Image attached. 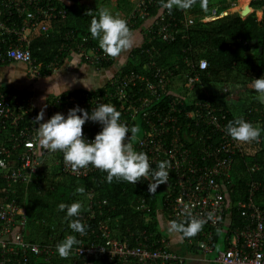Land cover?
<instances>
[{"label": "trees", "instance_id": "16d2710c", "mask_svg": "<svg viewBox=\"0 0 264 264\" xmlns=\"http://www.w3.org/2000/svg\"><path fill=\"white\" fill-rule=\"evenodd\" d=\"M144 1L147 3L145 14L136 15L128 26L139 28L146 20L147 32L143 34L142 41L132 47L130 55L117 72L134 70L145 76L127 92L134 96L132 103L139 105L141 100L146 98L147 106L142 110L145 114L140 111L132 119L129 115L124 117L121 113V122L126 123L130 129L132 127L137 129L135 135L130 134V139L135 141L149 129L150 120L156 121L158 114L170 113L174 118L166 123L170 129L168 136L166 135V143L169 144L170 138L176 134L182 142L193 145L194 148L202 143L210 129L203 123L196 124V120L201 119L198 114H187L199 105L207 103L216 110L220 108L225 114L226 125L237 117H243L254 125L258 122L262 129L259 141L239 142L240 149L233 153L229 180L223 181L225 199L230 205L232 215L230 225L232 228L242 227L248 220L246 214L242 213L245 205L238 209L237 202L241 200L245 204L248 200L251 182L255 183L253 201L264 205V103L258 99V93L247 88V83L251 82L252 78L264 75V0H251L250 6L253 11L244 17L238 11L218 16L221 11L230 7L234 0H208L206 11L201 8L200 0L186 11L174 8L171 12L173 16L170 23L173 33L171 40L153 35L149 29L150 25L156 27L153 20L163 10L160 8V0ZM41 2L63 7L65 15L53 18L47 31L38 27V33L23 41V44L27 43L26 46L36 61L48 63L56 58L61 59L67 53L70 38L81 40L82 36L87 35L90 42L98 43L91 37L90 22L93 16L98 18V10L105 7L106 0L95 7L86 5L84 0ZM133 5L131 0H117L115 8H121L125 14L130 15L134 9ZM256 8L263 10V15L259 19L255 15ZM211 9H215L214 14ZM89 11L91 15L88 14ZM16 15L15 11L10 14L11 18H15V26H23L25 13ZM204 15L217 17L204 20L202 19ZM187 18H191L192 21L187 23ZM12 41L17 42L7 40L2 42L1 46L6 48ZM200 58L206 59L205 68L198 67ZM9 61L3 60L6 63ZM110 64L111 60L97 66ZM156 67L168 71V80L158 85L157 91L152 93L147 88V82L148 80L157 82V78L152 76V71ZM188 76L196 78L188 81ZM174 80L180 81V85H174ZM188 83H191L192 87H189ZM225 84L230 88L223 91ZM239 85H242L244 90H238ZM208 87L211 88L209 92L208 89L206 91ZM113 89L114 85L109 79L96 89L76 88L67 90L62 95L84 91L103 94ZM231 93L239 95L234 100L230 97ZM101 103L120 105L116 98L109 95H106ZM156 125L160 127L158 121ZM214 137L216 139L217 136ZM212 140L214 139H208V142ZM56 158L57 153L48 155L43 168L35 173L28 183H15L13 189L8 187L6 180L0 175V200L6 197L14 198L25 209L24 238L38 243H50L55 247L48 260L43 256L32 255L28 264H71L76 257L73 250L67 259L60 258L56 252V244L67 235H75L79 244L91 240L104 242L107 238L131 244L136 241L135 234L146 228L152 233L151 239L162 238L157 211L163 208L172 221L170 210L163 204V199L165 193L173 188L175 181L173 173L169 176L168 184H161L157 187L156 193H150L149 180L141 179L132 185L114 178L108 183L107 174L99 169L76 177L62 171L60 164L55 162ZM151 165L153 169L156 168L155 163ZM80 187L84 188L82 194L77 192ZM142 199L147 206L144 209L137 208L138 201ZM74 201H80L83 205L80 215H85V219L80 216L78 219L86 226L84 235L69 228V220L65 219L66 210H58L60 203L71 204ZM92 209L94 212L90 216ZM105 225L108 228L107 237L102 236V227ZM94 264L110 263L100 256H95Z\"/></svg>", "mask_w": 264, "mask_h": 264}, {"label": "built area", "instance_id": "2783aa9c", "mask_svg": "<svg viewBox=\"0 0 264 264\" xmlns=\"http://www.w3.org/2000/svg\"><path fill=\"white\" fill-rule=\"evenodd\" d=\"M41 1L3 0V3L7 7L8 15L12 13L14 7L18 13H25L28 26H39L43 31H47L48 19L63 17L65 10L54 3ZM146 4L144 0H138L128 16V21L131 22L136 15H144ZM29 5L32 7L29 8ZM212 13H215V9ZM203 18H206V15ZM172 20L171 13L163 9L153 20L156 27L150 25L149 29L153 35L171 40L173 38L170 27ZM191 21V18H187V23ZM2 31L16 33L17 42L12 41L6 48L0 50V61L7 59L26 63L27 73L31 77L43 71L52 72L56 69L57 58L48 63L36 61L29 48L23 44L25 37L14 27L0 21V33ZM68 48L75 49L86 61L94 65L113 60L102 51L98 43L90 42L87 35L82 36L81 40H76L75 37L70 38ZM206 65V59L200 58L198 67L205 68ZM167 73L168 71L161 67H156L152 71V76L157 78V82L148 80L147 88L150 92L155 93L158 85L167 82ZM144 77L143 74L134 70L117 72L110 78L114 89L107 93L91 94L89 91H84L65 93L59 97L55 95L45 105L46 120L57 112L66 116L68 110L76 106L90 113L97 104L104 101L106 95L116 98L120 105L111 104L124 117L129 115L132 119L145 109L147 99L143 98L139 105H135L132 103L133 94L127 91ZM195 78L196 76H188V81H193ZM142 113L145 114L144 111ZM187 114H198L201 119L196 120V124L203 123L210 128L202 143L195 148L192 147L193 145L182 142L176 134L170 138L169 144L166 143V135L170 130L166 123L174 118L170 113L158 114L156 121H149V129L145 131V134L136 138L135 141L130 140L137 151L147 153L151 164L157 165L163 160L171 162L169 176L173 173L175 181L173 188L171 187L165 193L163 204L170 210L172 221H184L187 218L185 211H190L197 218L205 220L208 236L212 233L211 229L222 224L224 212L230 206L225 199L223 184L229 180L233 153L239 150L240 146L239 142L233 140L225 131V114L220 108L216 110L205 103ZM36 115L31 95L20 90L0 89V175L6 180L9 188L13 189L15 183H28L33 175L43 168L46 157L54 153H57L55 162L60 164L61 170L76 177L97 170L89 165L87 168L73 171L71 166L65 163L63 153L60 151H45L43 155L37 154L34 138L38 124L32 122ZM157 121L160 127L156 125ZM101 128L102 125L99 122L89 120L83 125V134L85 138L91 140ZM214 135L217 136L216 139ZM211 138L214 140L208 142ZM251 186V192L245 204L241 200L237 202L238 209L245 205L242 213L246 214L248 222L242 227H234L233 242L218 250L216 260L219 264H264V205L253 201L255 183L251 182ZM146 206L145 200L138 201L137 208L144 209ZM93 212L92 209L90 216ZM80 217L85 219V215ZM25 223V209L20 203L8 197L0 200V264H28L32 255L43 256L46 260L52 256L55 250L52 244L33 242L24 238ZM107 235L108 228L105 225L102 227V236L107 237ZM151 237L152 233L143 228L137 232V235L135 234L136 241L131 244L110 238L104 242L96 240L83 242L73 247L76 257L71 264H94L95 256L104 258L110 264H183L184 258L170 249L167 241L162 238L151 239ZM186 239L190 243L194 242V236L186 237ZM201 245H204L207 250L211 248L209 242Z\"/></svg>", "mask_w": 264, "mask_h": 264}, {"label": "clouds", "instance_id": "9594fccd", "mask_svg": "<svg viewBox=\"0 0 264 264\" xmlns=\"http://www.w3.org/2000/svg\"><path fill=\"white\" fill-rule=\"evenodd\" d=\"M197 0H160V8L169 13L174 8L189 10ZM208 0H200V6L207 10ZM91 15V11L88 12ZM91 37L98 41L102 51L111 58H121L122 54L130 50L135 39L126 19L119 14L112 13L106 7L98 10V18L93 16L89 28ZM73 65V64H72ZM75 83V78H73ZM58 97L68 90L67 83H58ZM251 87L258 93V99L264 103V75L252 78ZM77 113H80L79 115ZM121 112L110 103H99L89 113L85 109L76 106L68 110L67 115L59 112L53 114L46 121L44 110L41 109L34 120L36 136L34 146L37 154L43 155L45 151L63 153V159L70 165L73 171L87 168L89 165L105 172L106 180L111 183L115 178L132 185L141 179L149 180L148 191L156 193L161 184H168L171 162L159 161L153 169L147 153L137 151L130 140V134L135 135L137 129L121 122ZM99 122L102 128L94 136L87 139L83 134V125L86 121ZM227 134L240 143L258 142L261 135V127L237 117L230 120L225 128ZM77 192L84 193L80 187ZM83 209L80 201L71 204L60 203L59 211H65V219L69 220V228L81 235L86 234V226L78 219ZM184 221H170L167 225L170 233L182 234V237L197 235L205 223V220L197 218L190 211H185ZM75 218V219H73ZM80 242L75 235H67L56 244V252L62 259H67L74 246Z\"/></svg>", "mask_w": 264, "mask_h": 264}, {"label": "crops", "instance_id": "0c3cea01", "mask_svg": "<svg viewBox=\"0 0 264 264\" xmlns=\"http://www.w3.org/2000/svg\"><path fill=\"white\" fill-rule=\"evenodd\" d=\"M84 1L86 5L95 7L97 5H100V3L105 0ZM131 1L134 4L133 6H135L138 2V0ZM116 4L117 0H106L105 7L112 13L119 14L122 18L129 16L128 14H125V12L121 8H115ZM256 9L258 10V8ZM12 10V12H17L14 7L12 8ZM5 14H7V16H4ZM20 15H22V13L17 12L16 16ZM208 17H211L212 19L217 16L206 15V18L203 19L207 20ZM14 20L15 18H11L10 14L8 15L7 7L4 5L3 0H0V21H3L5 25H9L18 30L21 35L25 37L24 40H27L34 34L38 33L37 28L39 26H28L25 18H23L24 23L21 27H16ZM51 22L52 19L51 21L50 19H48V24H51ZM146 25L147 22L146 20H144L139 28L130 27L135 39L134 46L142 41L143 34H146L147 32V30H145ZM16 39V33H7L2 31V33H0V50L4 49L1 46L2 42H6L7 40L9 42ZM24 44L27 45V43ZM131 49L123 53L121 58H113L110 65L97 66L86 61L75 49L68 48L67 53L61 59H58V65L56 69H54L52 72L43 71L35 77H31L27 73L26 64L21 61L10 60L7 63L0 61V89L4 91L20 90L25 94L31 95L32 103L33 105H35L36 112L38 113L41 109H43L44 120L46 121L45 105L53 96L57 95L58 83H67L68 90H73L76 88H83L85 90L96 89L102 86L115 73H117L121 65L127 59L128 55H130ZM15 66H17V68L20 66V68L22 69L17 70ZM74 69H76L75 74H70L68 72ZM73 78H75V83H73ZM248 87L253 90V88L251 87V82L247 83V88ZM243 88L244 87L242 85H239V87H237L238 90H244ZM231 98L234 99V97ZM229 209L230 207L225 210L223 222L219 227L214 229L209 228L212 231L211 235H206V231L208 232V227H206V225L204 224L202 230L194 236V242L190 243L187 241L186 237H182V234L170 233L168 231L167 225L171 220L165 214V210L163 208H159V210L157 211V219L159 222V229L162 233L161 237L168 242L170 249L176 251L184 258L183 264H219L216 260V254L218 250L229 246L234 240L232 232L234 228H232V226L230 225L232 215ZM220 240L223 246L217 248L216 245ZM205 242H209L211 246L210 249L207 250L204 248V245H201L205 244Z\"/></svg>", "mask_w": 264, "mask_h": 264}, {"label": "rangeland", "instance_id": "374dc122", "mask_svg": "<svg viewBox=\"0 0 264 264\" xmlns=\"http://www.w3.org/2000/svg\"><path fill=\"white\" fill-rule=\"evenodd\" d=\"M113 1H115V0H113ZM251 0H234L233 1V3H232V5L230 6V7H228V8H226L225 10H223L224 12H225V14L226 13H229V12H233V11H240V9L242 8V7H244L247 3H249ZM215 7V6H214ZM213 8V7H212ZM212 10V9H211ZM259 10V11H258ZM258 10H256L255 11V15H256V17L259 19L261 16H262V9H258ZM223 11H221V13H219L218 14V16H220V15H223L222 13H223ZM251 11H253V10H251ZM211 16H214V15H211ZM242 17H244V16H242ZM124 19H126V21H127V23H129L130 21H128V16H126V17H124ZM208 19H211V17H208ZM21 66V65H20ZM20 66L17 68V66H15V68L17 69V70H19V69H22V68H20ZM75 71H76V69H74V70H70V71H68L70 74H75ZM180 81H178V80H174V82H173V84L174 85H180ZM189 85V87H192V84L191 83H188ZM250 84V83H249ZM202 88H203V85H202ZM230 87H229V85H227V84H225L224 85V88H223V91H225L224 89H229ZM207 89H208V92H209V90H211V88H206V91H207ZM239 94L238 93H231L230 94V97H234V99H236V97L238 96ZM257 124L256 125H259V123L258 122H256ZM222 240V239H221ZM221 240L217 243V245H216V247L217 248H219V247H222L223 246V244H221L222 242H221Z\"/></svg>", "mask_w": 264, "mask_h": 264}, {"label": "water", "instance_id": "95a60500", "mask_svg": "<svg viewBox=\"0 0 264 264\" xmlns=\"http://www.w3.org/2000/svg\"><path fill=\"white\" fill-rule=\"evenodd\" d=\"M250 8H251L250 4L247 3L244 7H242L240 9V11H239L240 15L241 16H246L248 13H250V11H251ZM222 14H225V12L223 11Z\"/></svg>", "mask_w": 264, "mask_h": 264}, {"label": "bare ground", "instance_id": "6f19581e", "mask_svg": "<svg viewBox=\"0 0 264 264\" xmlns=\"http://www.w3.org/2000/svg\"><path fill=\"white\" fill-rule=\"evenodd\" d=\"M250 10H252V8H250Z\"/></svg>", "mask_w": 264, "mask_h": 264}]
</instances>
